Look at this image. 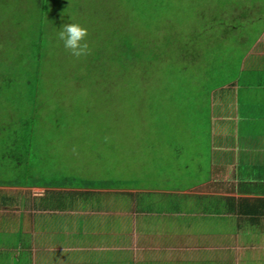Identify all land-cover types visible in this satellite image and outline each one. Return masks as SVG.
<instances>
[{"label":"rangeland","instance_id":"374dc122","mask_svg":"<svg viewBox=\"0 0 264 264\" xmlns=\"http://www.w3.org/2000/svg\"><path fill=\"white\" fill-rule=\"evenodd\" d=\"M71 22L88 29L85 56L71 55L57 39ZM262 31L264 0H0V184L138 191L201 185L211 178L221 126L230 129L223 110L236 116V105H227L232 91L222 88L248 65ZM118 33L130 38L125 50L117 47ZM119 53L136 58L113 63ZM222 94L226 103L218 105ZM67 193L49 191L42 200L61 203ZM87 194L98 203L107 198ZM159 195L175 201L169 212L185 216L173 222L163 213L151 222L165 243L172 228L186 241L187 227H232L231 218L196 215L204 206L196 196ZM111 210L92 223L102 231L95 242L113 244L116 225L126 232L128 223L120 227ZM54 217L49 223L58 222ZM163 256L150 264H163ZM236 256L230 252L232 263Z\"/></svg>","mask_w":264,"mask_h":264},{"label":"crops","instance_id":"0c3cea01","mask_svg":"<svg viewBox=\"0 0 264 264\" xmlns=\"http://www.w3.org/2000/svg\"><path fill=\"white\" fill-rule=\"evenodd\" d=\"M262 32L249 48L252 58L248 65L243 67L239 76L229 85H223L222 89L232 91L227 94L230 96L227 105H236V116L223 110L222 116L229 118L230 129L225 125L221 126L219 150L217 152L213 149L211 155L210 179L201 185L169 191H138L122 186L87 190L78 185L0 184V264H150L158 255H164L163 264H264V31ZM222 96L223 94L218 96V105L226 103L225 95ZM49 191L68 193L62 195L61 203L52 205L42 200ZM89 192L101 195L106 193L107 198L100 203L94 202L96 197L87 194ZM142 192H153L158 196L153 197V200L139 199L137 195ZM110 193H126L131 196L113 197ZM160 193L196 196L204 202H198L200 205L203 203V211L193 210L191 213L202 215L201 219L210 217L216 221L231 218L233 228L229 226L221 231L211 225L206 230L197 231L198 227H187L184 229L186 241L181 240L179 228H172L169 242L165 243L163 231L161 230V235L159 231L155 233L157 227L152 228V223L156 224V221L163 219V213H171L173 222H179L181 220L176 218L184 219L185 216L180 211L169 212L170 208H175V201L173 204L168 200L163 202L164 195H159ZM86 195L88 198H83ZM213 199L218 201L214 202ZM247 202L251 203L254 211L245 213L242 210L241 213L236 204L242 203L246 209ZM164 204L166 210H162ZM111 209L116 216L113 219H117L120 227L128 223L126 232L119 233L116 225L112 228L117 238L113 244L95 242L94 236L102 231H98V225L92 223L100 222L102 213L108 214ZM49 214L56 217V224L49 223L53 218ZM62 217L64 229L61 228ZM224 217L226 218L223 219ZM106 218L103 219L107 220ZM212 220H206V223ZM68 221L72 223V227ZM143 221H146L144 226ZM160 224L158 223V228ZM152 229L155 230L154 233ZM215 237L223 240L216 241ZM55 251L57 254L54 257L44 259L45 253L47 255L48 252ZM231 251L237 255L233 263V259L229 258Z\"/></svg>","mask_w":264,"mask_h":264},{"label":"clouds","instance_id":"9594fccd","mask_svg":"<svg viewBox=\"0 0 264 264\" xmlns=\"http://www.w3.org/2000/svg\"><path fill=\"white\" fill-rule=\"evenodd\" d=\"M87 36L88 29L77 22L63 24L57 33V39L62 42L63 48L69 50L75 57L85 56L89 53Z\"/></svg>","mask_w":264,"mask_h":264},{"label":"trees","instance_id":"16d2710c","mask_svg":"<svg viewBox=\"0 0 264 264\" xmlns=\"http://www.w3.org/2000/svg\"><path fill=\"white\" fill-rule=\"evenodd\" d=\"M36 2H38V1H36ZM116 40H117V42H116V44H117V47H118V49H126V47H128V45L129 44H131V41H130V38H129V36L127 35V34H122V35H120L119 33H118V35L116 36ZM132 48V47H131ZM135 54L134 53H130V55L128 56V58L126 57V59H122V56L120 55V53L119 54H117V57L116 58H112V60H113V63H114V61H116V63L117 62H121L122 60L124 61V60H126L125 62L127 63L130 59H135L136 57L134 56ZM130 56H131V58H130ZM119 58V59H118ZM122 59V60H121ZM29 179L31 178L30 176L28 177ZM32 183H34V182H32V181H28V182H21V184H29V185H40V184H38V183H35V184H32ZM262 202H264V200H262ZM264 204V203H263ZM236 207H237V209L242 213V210L245 212V213H248V212H253L254 211V207L252 208V206H251V203H249V202H247L246 203V209L242 206V203H239V205L238 204H236ZM250 209V210H249Z\"/></svg>","mask_w":264,"mask_h":264}]
</instances>
